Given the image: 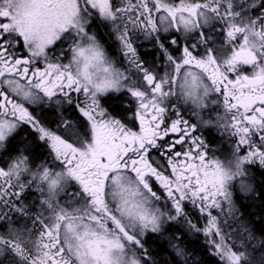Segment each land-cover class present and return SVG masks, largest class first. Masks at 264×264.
<instances>
[{"label": "snow or ice", "instance_id": "obj_1", "mask_svg": "<svg viewBox=\"0 0 264 264\" xmlns=\"http://www.w3.org/2000/svg\"><path fill=\"white\" fill-rule=\"evenodd\" d=\"M256 165L264 0H0V264H264Z\"/></svg>", "mask_w": 264, "mask_h": 264}, {"label": "trees", "instance_id": "obj_2", "mask_svg": "<svg viewBox=\"0 0 264 264\" xmlns=\"http://www.w3.org/2000/svg\"><path fill=\"white\" fill-rule=\"evenodd\" d=\"M145 53L151 54L144 55ZM140 54L142 59L145 60H150L154 57L152 52L146 50H143ZM48 118L52 119L53 117L50 115ZM251 173L255 176L256 183H264V173L257 171H252ZM235 195L237 207L243 213L244 221L248 223L249 227L254 228L255 234L259 236L264 231V197L261 199H256L255 197L248 199L241 193H236ZM193 219L203 226L204 221L199 220L198 215L194 216ZM176 227L181 228V231L185 233L181 241L182 246H186L189 252L195 253L196 258L200 259L202 264H216V258L209 256L207 252L203 235L188 233L182 225L170 228L163 237L149 235L145 246L156 261V264H174V257L171 255L168 238L175 234Z\"/></svg>", "mask_w": 264, "mask_h": 264}, {"label": "flooded vegetation", "instance_id": "obj_3", "mask_svg": "<svg viewBox=\"0 0 264 264\" xmlns=\"http://www.w3.org/2000/svg\"><path fill=\"white\" fill-rule=\"evenodd\" d=\"M161 35H162V33H161ZM137 47H138L139 53L142 52L143 50H146L148 52H152L154 57H155V50L153 49L152 43L150 41L143 40V36H141L140 39L137 41ZM170 135H172L173 137L175 136V134H170ZM252 171L264 173V170H261L258 165L252 166L250 168V172H252Z\"/></svg>", "mask_w": 264, "mask_h": 264}, {"label": "rangeland", "instance_id": "obj_4", "mask_svg": "<svg viewBox=\"0 0 264 264\" xmlns=\"http://www.w3.org/2000/svg\"><path fill=\"white\" fill-rule=\"evenodd\" d=\"M162 35H167V33H163V32H162ZM143 40H146V39H144V37H143ZM146 41H148V40H146ZM236 193H238V194H239V191H238V189H237ZM150 235H154V234H150Z\"/></svg>", "mask_w": 264, "mask_h": 264}]
</instances>
